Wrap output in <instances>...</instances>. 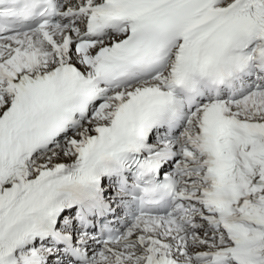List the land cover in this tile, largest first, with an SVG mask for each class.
Segmentation results:
<instances>
[{
  "label": "snow or ice",
  "instance_id": "1",
  "mask_svg": "<svg viewBox=\"0 0 264 264\" xmlns=\"http://www.w3.org/2000/svg\"><path fill=\"white\" fill-rule=\"evenodd\" d=\"M0 264H264V0H0Z\"/></svg>",
  "mask_w": 264,
  "mask_h": 264
}]
</instances>
